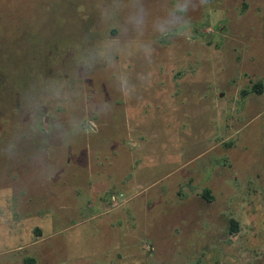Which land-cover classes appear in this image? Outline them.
<instances>
[{
	"label": "rangeland",
	"instance_id": "1",
	"mask_svg": "<svg viewBox=\"0 0 264 264\" xmlns=\"http://www.w3.org/2000/svg\"><path fill=\"white\" fill-rule=\"evenodd\" d=\"M178 2L0 0V264H264V0Z\"/></svg>",
	"mask_w": 264,
	"mask_h": 264
},
{
	"label": "crops",
	"instance_id": "2",
	"mask_svg": "<svg viewBox=\"0 0 264 264\" xmlns=\"http://www.w3.org/2000/svg\"><path fill=\"white\" fill-rule=\"evenodd\" d=\"M184 76H186V75H184ZM189 79H191V76L189 78L183 77V75H181L180 73H175V74L171 75V77L169 79V84L171 86L170 92L169 93L167 92V93L163 94L162 98L166 99L167 101L169 100L168 102H169V106L171 107L172 112H176L177 111L178 113L182 112V114H185V109L190 105V103L188 101H181L180 100V98L178 97L179 93H183L182 95L187 97L191 93L192 89H196V88L198 89L200 87L199 88V90H200V89H202L201 87H205L204 85H202V83L199 82V84H200L199 86L197 85L196 88H192L193 84H190V83L186 82V80H189ZM162 86H163V84H161V85L159 84L158 87H156V92H158L159 87H162ZM105 96H108V94H105ZM187 100H189V99L187 98ZM97 101L98 100H96V102ZM161 105H162V102L160 100H158V98L156 96L155 100L153 102V108L156 109L158 107H161ZM165 105L166 104H164V106ZM135 108L140 109V107L137 104H135ZM110 111L112 112V110H110ZM110 111H108L107 109L105 110V112L103 114L104 115V117H103L104 120L102 119V121H109V119H108L109 117L107 115H110ZM114 158L116 160H118V158H116V156ZM118 164L120 165L119 162H118ZM124 181H125V179H124ZM111 183H113V179H112V177L109 174H107L106 178L104 177V179L101 182L95 183V181H94V183L90 184L89 190H90V193H92L93 198L97 197V194L94 195V192L97 191V190H100L98 192V193H100L99 195L102 194L101 191H109L108 188L110 187ZM122 183H123V180L122 179H118L117 186L119 187ZM106 188L108 190H105ZM205 191H207V190L202 191V193L205 192ZM49 193H50V195H49V197H47L48 201H51L52 199H55V198L59 197L56 193H55V196H54L53 195L54 192L50 191ZM209 197H210V199L212 198L210 195H209ZM95 200L98 203V199H95ZM110 200H114L112 198V196L110 197Z\"/></svg>",
	"mask_w": 264,
	"mask_h": 264
},
{
	"label": "clouds",
	"instance_id": "3",
	"mask_svg": "<svg viewBox=\"0 0 264 264\" xmlns=\"http://www.w3.org/2000/svg\"><path fill=\"white\" fill-rule=\"evenodd\" d=\"M186 11L187 4H180L177 0L174 11L170 12L166 18L158 20L154 25L155 30L160 32L162 35L167 33L172 27H175L181 23V16L179 14H183ZM134 19L138 28L145 24V18L142 10L136 15Z\"/></svg>",
	"mask_w": 264,
	"mask_h": 264
},
{
	"label": "trees",
	"instance_id": "4",
	"mask_svg": "<svg viewBox=\"0 0 264 264\" xmlns=\"http://www.w3.org/2000/svg\"><path fill=\"white\" fill-rule=\"evenodd\" d=\"M261 86V85H260ZM259 89H260V87H259V84H253L252 85V90H254V91H259ZM209 192L208 191H205V192H203V193H201V196L204 198V199H206V200H209L210 199V197H209ZM232 224L230 225V228L232 229Z\"/></svg>",
	"mask_w": 264,
	"mask_h": 264
}]
</instances>
